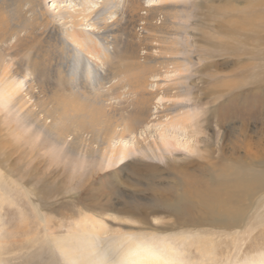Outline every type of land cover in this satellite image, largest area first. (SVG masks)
Wrapping results in <instances>:
<instances>
[{
    "label": "rangeland",
    "instance_id": "1",
    "mask_svg": "<svg viewBox=\"0 0 264 264\" xmlns=\"http://www.w3.org/2000/svg\"><path fill=\"white\" fill-rule=\"evenodd\" d=\"M77 1L47 0L46 7L54 10L57 3L74 7ZM165 1L179 6L182 17L172 20L177 28L184 25L179 43L184 51L179 57L185 59V65L181 72L152 78L162 80L163 85L171 84L174 93L180 91L178 97H157L155 106L175 102L192 115L186 124L170 125L165 130L178 144L173 155L166 154L178 161L176 166L170 160L138 152L125 162L107 166L96 148L88 157L80 151L81 144L68 150V144L56 141L49 118L45 125L38 124V116L51 108L46 96L20 109V103L0 92V264H92L90 259L97 250L114 244L120 236L138 235L143 229L155 232L152 225L178 220L190 177L214 187L237 164L264 172V80L253 76L256 61L264 69V0L143 3L157 6ZM119 3L122 9L123 0ZM90 27L85 21L83 28ZM21 54L10 50L9 58L17 62ZM178 108L172 109L170 116ZM205 134L207 142L197 144L196 139ZM67 140L70 142L71 136ZM204 144L209 153L204 151ZM256 192L247 201L250 207L240 224L239 241L226 237L223 229L207 226L221 237L216 235L214 243L216 258L228 259L216 264H246L264 255V189ZM202 203L196 200L192 204L199 209ZM169 204H174L173 212L166 210ZM130 207L156 211L149 212L144 225L137 215L126 212ZM196 228L205 230L204 225ZM193 239L174 238L183 261H201L189 244ZM227 243L231 247L221 253ZM210 261L208 264H214Z\"/></svg>",
    "mask_w": 264,
    "mask_h": 264
},
{
    "label": "bare ground",
    "instance_id": "2",
    "mask_svg": "<svg viewBox=\"0 0 264 264\" xmlns=\"http://www.w3.org/2000/svg\"><path fill=\"white\" fill-rule=\"evenodd\" d=\"M46 1L0 0L1 95L7 94L13 102L20 103V109L32 100L35 105L46 96L51 108L38 116V124L45 125L43 122L49 118L58 143L68 144V150L74 145L79 148L81 144L80 151L86 153V157L96 148L107 166L125 162L135 152L153 159L170 160L176 166L178 161L166 154H174L177 142L171 141L165 130L170 125L186 124L191 120V111H182L183 104L175 102L164 103L161 108L155 106L157 97H178L180 91L176 87L179 92L174 93L171 84L163 85L162 80L152 78L184 70L185 59L179 57L184 51L179 47L180 29L184 25L179 24L177 28L172 20V17H182L177 3L165 1L157 6H145L143 0H123L120 9L119 0H78L74 7H61L57 3L51 10L46 7ZM85 21L91 26L89 29L83 28ZM121 41L123 46H120ZM10 50L23 54L19 61L9 58ZM26 67L30 70H25ZM253 72L260 82L264 80V69L261 70L257 61ZM177 107L176 113L170 116ZM85 133L90 137L84 136ZM195 134L198 136V132ZM208 139L205 134L197 138L196 143ZM190 151H194V146ZM204 151L209 153L207 144ZM232 171L224 173L220 184L214 187L190 177L191 184L183 200L184 210L178 220L152 225L155 232L143 229L138 235L126 233L114 244L97 250L99 252L89 258L91 263L200 264L205 261L208 264L211 260L216 264L228 261L216 258L213 249H217L214 243L219 234L208 230L207 226L223 229L226 237L239 241L237 238L243 228L240 224L250 207L247 201L253 199L256 191L264 189V172L251 171L244 164L235 165ZM196 200L203 202L198 204L199 209L192 204ZM165 208L169 212L175 210L174 204ZM153 211L156 210L130 207L126 212L137 215L145 225L147 215ZM256 218H260L259 215ZM180 225L183 228L176 232L174 229ZM203 225L205 230L196 228ZM174 238H194L189 244L195 247L201 261H183ZM239 245H236L237 250L241 249ZM229 246L225 244L220 252ZM245 263L264 264V255Z\"/></svg>",
    "mask_w": 264,
    "mask_h": 264
}]
</instances>
